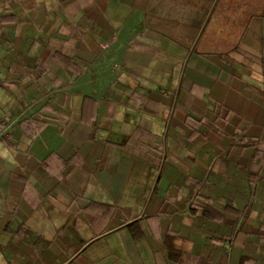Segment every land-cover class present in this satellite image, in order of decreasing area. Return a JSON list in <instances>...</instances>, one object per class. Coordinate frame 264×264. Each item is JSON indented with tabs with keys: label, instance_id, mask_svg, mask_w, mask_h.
I'll list each match as a JSON object with an SVG mask.
<instances>
[{
	"label": "crops",
	"instance_id": "1",
	"mask_svg": "<svg viewBox=\"0 0 264 264\" xmlns=\"http://www.w3.org/2000/svg\"><path fill=\"white\" fill-rule=\"evenodd\" d=\"M244 1L0 0V264H264ZM218 8L247 23L200 53Z\"/></svg>",
	"mask_w": 264,
	"mask_h": 264
},
{
	"label": "trees",
	"instance_id": "2",
	"mask_svg": "<svg viewBox=\"0 0 264 264\" xmlns=\"http://www.w3.org/2000/svg\"><path fill=\"white\" fill-rule=\"evenodd\" d=\"M240 3L238 2V4ZM241 4H243V2ZM249 4L250 6H247ZM251 5H252V0L244 1V8H245L244 11L246 16L250 18L252 16H255L258 12H259L258 14L264 15V2L262 1L260 2L258 11L256 10L252 11ZM256 6L257 5L255 4V7ZM251 11L252 13H250ZM220 14H221V8H218L214 14V17L211 20L212 21L211 24L206 29L203 30L202 35L195 47L196 51L205 54L219 53L222 51L221 42H222V46H224L225 48L228 47L227 49H232L236 47L235 39L238 34L237 30L238 28H242L244 24L246 25L248 17L245 16L244 19H241L240 25L237 27L236 24L237 18H231L230 15L228 17H225L224 13L222 15ZM222 36H225V39L221 41L220 39Z\"/></svg>",
	"mask_w": 264,
	"mask_h": 264
},
{
	"label": "built area",
	"instance_id": "3",
	"mask_svg": "<svg viewBox=\"0 0 264 264\" xmlns=\"http://www.w3.org/2000/svg\"><path fill=\"white\" fill-rule=\"evenodd\" d=\"M103 45H108L104 43ZM13 130V124L7 120L0 121V139L7 140L11 137Z\"/></svg>",
	"mask_w": 264,
	"mask_h": 264
},
{
	"label": "rangeland",
	"instance_id": "4",
	"mask_svg": "<svg viewBox=\"0 0 264 264\" xmlns=\"http://www.w3.org/2000/svg\"><path fill=\"white\" fill-rule=\"evenodd\" d=\"M256 1V0H255ZM262 2H264V0H261ZM230 3H234L235 0H229Z\"/></svg>",
	"mask_w": 264,
	"mask_h": 264
}]
</instances>
